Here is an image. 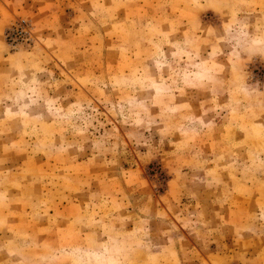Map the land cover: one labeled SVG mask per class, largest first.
Masks as SVG:
<instances>
[{"label": "rangeland", "instance_id": "rangeland-1", "mask_svg": "<svg viewBox=\"0 0 264 264\" xmlns=\"http://www.w3.org/2000/svg\"><path fill=\"white\" fill-rule=\"evenodd\" d=\"M0 264H264V0H0Z\"/></svg>", "mask_w": 264, "mask_h": 264}, {"label": "built area", "instance_id": "built-area-1", "mask_svg": "<svg viewBox=\"0 0 264 264\" xmlns=\"http://www.w3.org/2000/svg\"><path fill=\"white\" fill-rule=\"evenodd\" d=\"M12 33H13V32H11V31H9V30H8V32H7V34H6V35H7V36H9V35H10V37H11V35H13Z\"/></svg>", "mask_w": 264, "mask_h": 264}]
</instances>
